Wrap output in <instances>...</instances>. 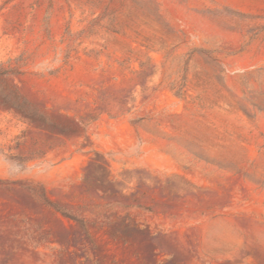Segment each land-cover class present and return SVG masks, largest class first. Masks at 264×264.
<instances>
[{
    "label": "rangeland",
    "instance_id": "1",
    "mask_svg": "<svg viewBox=\"0 0 264 264\" xmlns=\"http://www.w3.org/2000/svg\"><path fill=\"white\" fill-rule=\"evenodd\" d=\"M0 264H264V0H0Z\"/></svg>",
    "mask_w": 264,
    "mask_h": 264
}]
</instances>
